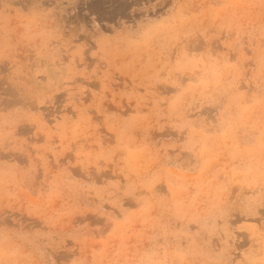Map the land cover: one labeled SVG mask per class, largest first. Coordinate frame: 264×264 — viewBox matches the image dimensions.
<instances>
[{
  "label": "rangeland",
  "instance_id": "obj_1",
  "mask_svg": "<svg viewBox=\"0 0 264 264\" xmlns=\"http://www.w3.org/2000/svg\"><path fill=\"white\" fill-rule=\"evenodd\" d=\"M0 0V264H264V0Z\"/></svg>",
  "mask_w": 264,
  "mask_h": 264
},
{
  "label": "clouds",
  "instance_id": "obj_2",
  "mask_svg": "<svg viewBox=\"0 0 264 264\" xmlns=\"http://www.w3.org/2000/svg\"><path fill=\"white\" fill-rule=\"evenodd\" d=\"M133 4L131 11L133 13L137 11H142L147 13L150 9L155 10L154 0H129Z\"/></svg>",
  "mask_w": 264,
  "mask_h": 264
}]
</instances>
